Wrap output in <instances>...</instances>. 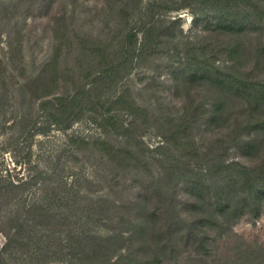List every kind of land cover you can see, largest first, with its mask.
I'll use <instances>...</instances> for the list:
<instances>
[{
  "label": "rangeland",
  "instance_id": "rangeland-1",
  "mask_svg": "<svg viewBox=\"0 0 264 264\" xmlns=\"http://www.w3.org/2000/svg\"><path fill=\"white\" fill-rule=\"evenodd\" d=\"M228 1L0 0V176L20 183H0V264H264V191L231 212L165 179L264 176V89L238 91L264 86V0Z\"/></svg>",
  "mask_w": 264,
  "mask_h": 264
},
{
  "label": "trees",
  "instance_id": "trees-1",
  "mask_svg": "<svg viewBox=\"0 0 264 264\" xmlns=\"http://www.w3.org/2000/svg\"><path fill=\"white\" fill-rule=\"evenodd\" d=\"M232 1H239L241 3L243 2H248V1H251V0H232ZM221 2V1H219ZM228 2H231L230 0ZM151 7L150 8H154V7H158L159 6V3L158 2H154L153 4L150 5ZM223 10V9H222ZM247 11V7H245V10H237L236 12L234 13H227L226 14V17L225 19L222 18L220 22L216 23L213 25V29L214 31H217V32H220V33H231V34H236L238 33V31L242 30V23L243 22H240V21H237L239 20V17L242 16V15H247L249 14L250 16V13L249 12H245ZM220 13H222L221 11H219ZM237 16L238 18L235 19V20H231V17H234ZM141 16H143V14L141 13ZM140 21V20H139ZM143 22V21H142ZM132 18H129L127 20V24H126V28L129 26V29H128V34L127 36H129V40L130 41H134L136 38H137V35H138V32H136V28L133 27L132 25ZM144 25H146L147 27H143L145 29V39L143 41V50H141L142 53H146L147 50H150L151 48V44L153 43V40H157L156 36L154 35L155 33V29H156V26H157V23L154 24L153 21H149V22H144ZM154 47V46H153ZM235 47L236 48H240L241 50V44H235ZM146 50V51H144ZM154 51V50H153ZM152 52V51H151ZM234 52H236L234 50ZM83 55H85V53H83ZM136 52L134 50V52L130 53V56L132 57V61H133V58L136 57ZM198 60V58L196 59V61ZM123 63V62H122ZM120 63V64H122ZM120 64L118 65H115L113 67H111L110 69H115V70H118L119 67H120ZM209 67L207 70L205 68H201V69H198V70H195L193 72V77L192 79L195 77V79L193 80H198V76H200L201 78H204V77H209V79H213V70H217L216 68H213V66H207ZM221 82V78L218 80ZM224 82H226V86L232 84V86L234 87L236 85L235 82H232V81H229L228 79L227 80H222ZM244 86L243 87V90L240 89V86H238V91L240 92L241 91H244L248 97H253L254 98V101H257L255 99V96H257V94L259 96H261L262 94L259 93L257 89V87L259 89H264V86L258 82V84L256 83H253L252 81H249V80H246L244 81ZM69 100V98H67ZM67 99L65 100V98H59L57 100V105L60 107L55 111V113L57 111H64L66 110L68 107L74 105L76 106V110L79 108L80 104L78 103V98L77 97H73L71 102H69L68 106L66 105V101ZM259 101V100H258ZM62 105H66V107H62ZM219 106L222 107V103H218L217 101L215 102V104L213 105V108H215L216 110H221L222 109H217ZM56 107V105L54 106V108ZM57 108V107H56ZM75 110V109H74ZM221 113V112H219ZM56 117H60L61 114H54ZM214 118L217 117L216 114L213 115ZM55 119V118H54ZM114 119V118H113ZM253 118H251L250 121H252ZM69 123V122H68ZM72 121L70 120V123L65 126L66 128H68L70 125H71ZM250 124V123H249ZM248 124V125H249ZM33 125V124H32ZM34 126V125H33ZM32 126V127H33ZM177 129H180L181 127H179V125L176 126ZM225 164L224 163H213L212 164V167H224ZM232 166V165H231ZM231 166H225L226 168H231ZM221 171V170H220ZM248 171V170H247ZM207 172H209L208 174L210 175L211 172H212V168L211 169H207L205 172H195L194 170H190V171H187V172H184L183 170H179V169H174L173 167L170 168V170H168V172H166V178L165 179H168L170 178L171 176L174 177L175 179H180L182 177L188 179V182H189V188H191L192 190H196V193L197 192H203L202 190H205L204 194L206 197L208 196H213L216 201H217V205L221 208V209H225L227 211H231V212H237V211H241V209L238 207V203H237V200H239L238 196L241 194L239 193V190L240 189H244L246 187V189H254L255 186L257 185V188L254 189V193L257 192V193H260V192H263L264 191V176L263 174L261 173V176L260 175H257L258 173L254 170V175L255 176H251L250 177H246V176H242V177H235L232 181H229L227 182V184L225 185H215L213 188L212 187H208L205 183V180L204 178L206 176H208V174H206ZM244 172V171H243ZM170 175H169V174ZM250 173L251 170H250ZM247 174L246 173V170L244 172V175ZM167 181V180H166ZM180 181V180H178ZM0 183H2L6 188H8V186L12 187V188H19L20 187V183H16V182H13L11 181L10 179L8 180L5 176H0ZM26 183L28 182H24V186L26 185ZM179 183V182H178ZM167 187V188H166ZM173 186H170L169 184H166L165 185V189L163 188L162 191H161V194H163V201H165V195L168 192V190L171 188L172 189ZM214 191L215 192H211V191ZM257 190V191H256ZM253 193V192H250L249 190H245V194H247L248 196H252L251 194L249 193ZM176 194V193H174ZM233 200V201H232ZM232 201V202H231ZM166 202V201H165ZM231 202V204H229ZM166 205L168 206H171L169 203H165ZM192 208V207H191ZM154 215V214H152Z\"/></svg>",
  "mask_w": 264,
  "mask_h": 264
}]
</instances>
